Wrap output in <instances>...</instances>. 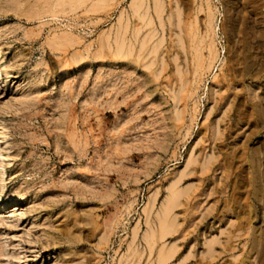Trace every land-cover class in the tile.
Listing matches in <instances>:
<instances>
[{
	"label": "rangeland",
	"instance_id": "1",
	"mask_svg": "<svg viewBox=\"0 0 264 264\" xmlns=\"http://www.w3.org/2000/svg\"><path fill=\"white\" fill-rule=\"evenodd\" d=\"M135 1L0 0V264H264V0Z\"/></svg>",
	"mask_w": 264,
	"mask_h": 264
},
{
	"label": "bare ground",
	"instance_id": "2",
	"mask_svg": "<svg viewBox=\"0 0 264 264\" xmlns=\"http://www.w3.org/2000/svg\"><path fill=\"white\" fill-rule=\"evenodd\" d=\"M77 1H78V0H77ZM134 1H135V0H134ZM143 1H145V0H136L135 2H137L136 5H138V4L143 5ZM135 2H134V3H135ZM155 3H157V2H155ZM146 4H147V3H146ZM146 4H145V5H146ZM133 5H134V4H133ZM140 5L137 6L138 9H137L136 7L134 8V9H137V10H138V11L135 10L136 12H139V10L142 9L143 6L140 8ZM155 5H156V4H155ZM163 5H164V4H163ZM155 8H156V11H157V13H158V16H159V15L162 16V15H163V12H164V9H163V7H162V3H161V2H158V3H157V6H155ZM145 9H146V8H145ZM147 9H148V7H147ZM147 9H146V10H147ZM142 10H143V9H142ZM142 10H141V11H142ZM144 11H145V10H144ZM148 11H149V9H148L147 11H145V14H146V15L144 16L145 19H146V16H147V12H148ZM140 13H141V12H140ZM153 13L155 14V10H154ZM149 14H150V13H149ZM137 16H139V14H138ZM137 16H136V17H137ZM148 16H149V15H148ZM156 17H157V16H156ZM140 18H141V19H138V17H137V19L140 20V22H141V20L143 19L142 15H141ZM214 18H215L214 15H213V14L211 15V13H210L209 27H212L213 19H214ZM156 19L159 20L158 17H157ZM152 21H153V20H152ZM160 21H161V20H159V22H160ZM171 22H172V21H171ZM148 23H149V20H148ZM148 23H147V24H148ZM142 24H143V23H142ZM144 24H146V23H144ZM147 24H146V25H147ZM188 24H189V23H188ZM146 25H145V26H146ZM148 25H150V23H149ZM148 25H147V27H148ZM151 25H152V24H151ZM192 25H193V24H192ZM154 26H155V25H154ZM147 27H144V28L147 29ZM144 28H143V29H144ZM188 29H189V28H188ZM140 30H141V29H139V31H138L139 33H136V35L139 34V36H140V32H141ZM142 31H143V30H142ZM152 32H153V31H152ZM154 33H155V32H154ZM145 34H146V33H145ZM136 35H134V36H136ZM154 35H155V34H154ZM137 37H138V36H137ZM137 37H136V39H137ZM142 37H143V36H142ZM142 37H141V38H142ZM150 38H152V37H150ZM136 39H135V40H136ZM152 39H153V38H152ZM152 39H151L150 41H152ZM196 41H197V40H196ZM135 42H136V41H135ZM148 43H150V42L148 41L147 44H148ZM197 48H198V47H197ZM153 49H154V48H153ZM156 49H158V48H156ZM198 49H199V48H198ZM155 51H156V50H155ZM214 52H215V51H214ZM124 53H125V52H124ZM126 54H127V53H126ZM213 54H215V53H213ZM115 55H116V54H115ZM127 55H128V54H127ZM146 55H148V56H146V58L149 57V54H146ZM120 56H121V54H119V56H118V54H117V57H118V58H121ZM124 56H126V55H124ZM141 56H142V55H141ZM117 57H116V59H117ZM122 57H123V56H122ZM126 57H127V56H126ZM139 57H140V56H139ZM124 58H125V57H124ZM128 58H129V56H128ZM130 58H131V57H130ZM130 58H129V59H130ZM211 58H212V57H211ZM216 58H217V57H216ZM132 59H133V58H132ZM139 59H140V58H139ZM139 59H137V61H138ZM200 60H201V59H200ZM211 60H212V59H211ZM134 61H136V60H134ZM137 61H136V62H137ZM142 61H143V58H142ZM144 61H145V60H144ZM215 61H216V60H215ZM210 62H211V61H210ZM128 63H129V62H128ZM140 63H141V62H140ZM131 64H132V63H131ZM135 64H136V63H135ZM204 69H205V68H204ZM172 191H173V190H172ZM171 193H172V196H173L174 198L171 197V200H170V199H169V200H170L171 202L174 203V201L177 200L176 198H177V197H180V196H179L180 194L177 193L175 190H174L173 192H171ZM171 193H170V194H171ZM172 198H173V199H172ZM172 200H173V201H172ZM169 205H171L170 202H169ZM174 205H175V204H174ZM170 208H172V206H170ZM166 220H167V219H166ZM166 220H165V223H162V222H161L160 225H163V224H164V226H165V224H166ZM163 221H164V218H163ZM161 227H162V226H161ZM165 227H166V229L171 228V226H169V227H168V226H165ZM172 228H173V226H172ZM172 228H171V229H172ZM163 230H165V228H163ZM168 230H169V229H168ZM166 231H167V230H166ZM169 231H170V230H169ZM169 231H168V232H169ZM165 233H166V232H164V234H165ZM166 234H167V233H166ZM162 235H163V234H162ZM163 237H164V236H163ZM151 239H153V238L151 237ZM154 239H155V238H154ZM154 239H153V240H154ZM153 242H154V241H153ZM163 253H164V252H163ZM166 254H167V253H166ZM169 254H170V253H169ZM169 254H167V255H169ZM167 255H164V254H163V256H167ZM161 256H162V255H161ZM170 256H171V255H170ZM168 258H169V257H168ZM162 259H163V258H162ZM167 260H168V259H167Z\"/></svg>",
	"mask_w": 264,
	"mask_h": 264
}]
</instances>
